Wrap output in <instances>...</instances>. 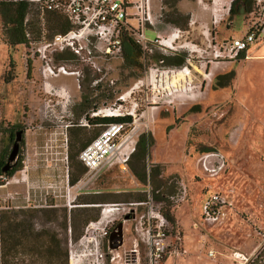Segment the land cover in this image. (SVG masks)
<instances>
[{"label": "rangeland", "instance_id": "obj_1", "mask_svg": "<svg viewBox=\"0 0 264 264\" xmlns=\"http://www.w3.org/2000/svg\"><path fill=\"white\" fill-rule=\"evenodd\" d=\"M150 1L158 33L172 27L189 29L194 21L187 40L201 50L179 51L191 55V74L168 80L149 77L147 69L157 64L153 57L170 53L151 45V53L145 59L138 55L137 66H131L121 48L107 50L106 32L94 23L72 27V41L54 42L57 35L47 27L54 21L46 12L41 16L35 1L26 14V45L6 44L0 18V162L11 149L8 134L23 132L19 170L12 177L0 176V238L7 240L0 264H64L61 251L69 264V244L77 259L93 254L86 264L97 263L98 254V264H122L138 239L135 227L149 205L174 218V224L169 223L181 238L179 256L185 250L181 257L165 256L162 264L232 262V252L248 258L245 264H264V41L236 61H208L213 44L243 36L254 22L253 0L248 12L241 7L231 18L221 11L218 14L224 15L216 24L211 0ZM130 12L128 27L135 30ZM128 32L121 31V45L131 38ZM145 36L154 39L150 30ZM110 94L120 103L108 101ZM82 97L87 103L106 102L90 116L130 115L128 129L136 142L141 135L151 136L153 142L144 155L135 150L125 168L107 165L91 180L85 169L71 185L70 176L83 166L76 156L79 143L93 133L78 109ZM207 152L223 156L225 166L217 176L206 175L198 163ZM181 185L185 199L176 201ZM209 191L220 192L230 203L221 223L200 220V204ZM141 202L150 204L132 206ZM96 215L97 221L81 227L82 220ZM107 221L108 233L101 237ZM120 221L123 244L113 250L108 238ZM138 243L140 264H146L145 247ZM48 248L56 251V259L47 257ZM209 251L213 258L207 257Z\"/></svg>", "mask_w": 264, "mask_h": 264}, {"label": "built area", "instance_id": "obj_2", "mask_svg": "<svg viewBox=\"0 0 264 264\" xmlns=\"http://www.w3.org/2000/svg\"><path fill=\"white\" fill-rule=\"evenodd\" d=\"M27 1L29 3L37 2L38 9L41 16L48 11L60 12L66 20L74 28L89 25L94 23L98 31L106 32L104 35L106 40V48L108 51L111 49L120 50V33L121 31H129L128 34L139 46L143 58L151 53V45L155 46L170 54L185 50L191 52L193 47L201 48L197 44L192 45L187 40L190 27L194 26V21L189 23V29H180L176 27L169 28L167 32L158 33L154 30V20L151 14V1L150 0H67L65 3L62 0H0V2L17 3ZM257 17L254 22L247 28L245 34L239 38L226 39L221 44H213L212 58L208 60L210 63L217 64L219 60L223 62H231L246 54L248 48L257 42L264 40V0H253ZM230 6V5H229ZM128 10L135 16L137 28L131 30L128 27ZM229 10V7L226 11ZM94 15L93 20L90 19ZM254 14V13H252ZM213 23L216 24L220 21V15H212ZM71 29L65 35L55 36L54 42L72 41L70 35H75L74 30ZM150 30L154 33L153 40H147L145 32ZM78 32V30H77ZM192 57L190 54L185 58V64L182 67H168L163 65V60H159L156 65L149 67L147 74L149 77L155 79L158 75L165 79L177 78L178 75L187 76L191 74L189 67L192 66ZM187 63V64H186ZM193 67V66H192ZM106 115L112 116L114 113L108 112ZM130 124L114 123L103 128L98 136L87 143L84 148L79 152L78 159L87 170L91 180L102 168L108 165H113L119 168H125L130 157L135 151L136 140L135 133L129 131ZM201 170L209 177L217 176L225 166V161L220 153L207 152L202 154L198 160ZM179 197L176 201L185 199L186 188L181 185ZM173 200L174 198L171 197ZM150 202H141L133 204V207H144ZM230 207L226 196L220 192L209 191L202 199L200 204V220L208 224L221 223L226 214L227 209ZM102 211V215H104ZM99 222L91 223L89 227L98 225ZM107 223L101 228V237H105L108 231L104 229ZM137 237L145 247V261L146 264H159L162 259L169 255H179V248L177 243L171 245L168 243L169 239L174 235L173 227L161 214L159 210H152L149 205L145 215L140 216L139 225L135 227ZM138 239L133 241V249L126 254L122 264H140V257L138 251ZM179 242V237H176ZM69 244V264H86L88 257L93 254L84 253L82 258H76ZM97 246V245H96ZM97 252V247L94 252ZM209 257H214V253L209 251ZM101 255H95L98 260ZM230 258L238 264H245L249 260L239 252H232ZM88 264H91L90 262Z\"/></svg>", "mask_w": 264, "mask_h": 264}, {"label": "trees", "instance_id": "obj_3", "mask_svg": "<svg viewBox=\"0 0 264 264\" xmlns=\"http://www.w3.org/2000/svg\"><path fill=\"white\" fill-rule=\"evenodd\" d=\"M32 3H29L27 1H21L17 3H11V2H0V18L2 20V26L4 29V36H5V42L8 46L13 47L16 45H26L27 44V33H26V26L28 22H26V14L28 11L29 6ZM250 0H231L229 10H228V15L229 18H231L234 15H237L239 13V10L242 7L243 12H248L249 11V5ZM49 19L54 21V26L52 28L47 26L49 29L52 30L53 35H65L72 29V25L66 20V18L57 11H48ZM175 14H177V11H174ZM49 23V21H48ZM185 25V22L184 24ZM179 28V27H178ZM183 29V28H181ZM122 49V56L123 59L126 61L127 64L136 67L137 62L136 58L138 55L141 54V51L139 49V46L135 43V41L132 38H126L122 41L121 45ZM156 62L159 60H163V65L168 66V67H181L184 64L185 61V54L181 52H176L170 54V56H161L157 55L153 57ZM239 59V58H238ZM228 78L233 76V73H228ZM108 101L110 102H115V104H119V100H116V96L114 94H110L109 98H107ZM86 97H82L81 102L78 104V109H80V115L81 117L84 118V120L87 122V125L90 127H93V133L92 136L86 140H83L79 143L78 149L76 156L79 154V152L84 148V146L89 143L91 140L96 138L99 134V132L105 128L106 126L114 123H122V124H130L132 122L131 116L130 115H123V116H90L91 113H96L101 106H105L106 102L100 103V101L93 103H87L86 102ZM79 129L77 130H83L80 127H77ZM11 141V140H9ZM153 139L151 136H145L141 135L138 142L137 146H135L136 153L140 152L142 155H144L148 148L152 145ZM74 149L73 146L70 147V153L72 154V150ZM135 153V151H134ZM134 155V154H132ZM132 157V156H131ZM130 157V159H131ZM72 158V156H70ZM1 167V164H0ZM19 170V165L9 171V172H2L0 170V176L6 175L8 177H12L15 172ZM85 168L81 166L76 173L70 176L69 183L71 185H74L80 176L84 173ZM134 175L140 180V182L144 181L143 177H140L139 175L135 174ZM141 199V198H140ZM142 201V200H140ZM166 219L170 221V223L174 224V219L172 216L169 214L165 215ZM98 215L93 216L90 219H84L81 222V227H85L90 221H97ZM63 227L66 229V223H64ZM15 239V238H14ZM75 240L77 238H74ZM49 242L47 241L48 245L51 243L52 238L48 237ZM5 242L4 238H0V252L1 257L3 260L6 257V252H5V243H7V240ZM60 245V242H57L55 244V248ZM47 252V257L55 259L56 257V251L53 253L51 252L50 248L46 250ZM61 257H63L64 264H66V259H67V254L65 251H61ZM54 259V260H55Z\"/></svg>", "mask_w": 264, "mask_h": 264}, {"label": "water", "instance_id": "obj_4", "mask_svg": "<svg viewBox=\"0 0 264 264\" xmlns=\"http://www.w3.org/2000/svg\"><path fill=\"white\" fill-rule=\"evenodd\" d=\"M21 133H22V131H18L15 133V140H14V143L11 147V151L9 153V156L7 158V164L6 165H9L17 157L18 143L20 141V134ZM8 168H9V166L2 169V172H5ZM125 219H127V217H125ZM108 242H109V248L113 249V250H117L118 248H120L122 246V244H123V221L118 222L116 227L111 230V232L109 234Z\"/></svg>", "mask_w": 264, "mask_h": 264}, {"label": "crops", "instance_id": "obj_5", "mask_svg": "<svg viewBox=\"0 0 264 264\" xmlns=\"http://www.w3.org/2000/svg\"><path fill=\"white\" fill-rule=\"evenodd\" d=\"M199 2H201V0H198ZM219 1H220V3H222V5H219ZM230 1L231 0H211V6H210V8H211V14L212 15H224V14H218V13H221V11H226V9L228 8L227 6H226V9H225V7L223 6V5H225V4H227V5H230ZM264 40H262V41H260V42H263ZM257 43H259V42H257ZM254 44H256V43H254ZM254 44H252L251 46H253ZM250 46V47H251ZM250 47L248 48V50H247V54H248V52H249V49H250ZM241 57H243V55L241 56ZM241 57L239 58V59H241ZM250 57V55H247V56H245L244 58L245 59H247V58H249ZM238 60V59H237ZM236 61V60H235ZM174 219V218H173ZM176 237H179V234L178 233H176L175 235H173L170 239H169V241H168V243L169 244H171V245H173V244H175V243H178V241L176 240ZM180 239L181 238H179V241H180ZM181 256H183L184 254H185V250L184 249H182V251H181ZM208 254V253H207ZM180 255V254H179ZM179 255H176L177 257H181V256H179ZM207 257H209L208 255H207ZM209 258H211V257H209ZM213 258V257H212ZM228 258H230V255L228 256ZM163 260V259H162ZM162 262V261H161ZM159 263V264H162V263ZM212 264H234V262L232 261V262H229V261H226V260H223V261H221V262H219V263H217V262H212V261H210ZM188 264H191V263H188Z\"/></svg>", "mask_w": 264, "mask_h": 264}, {"label": "flooded vegetation", "instance_id": "obj_6", "mask_svg": "<svg viewBox=\"0 0 264 264\" xmlns=\"http://www.w3.org/2000/svg\"><path fill=\"white\" fill-rule=\"evenodd\" d=\"M18 131H20V130H16V131L10 132L8 134V140H11V147H12L14 140H15V133ZM22 136H23V132L20 134V141L18 143V153H17L16 159L13 162H11L9 165H6L7 164V158L9 156L10 151H11V149H9V151H7V153L5 154L6 156L3 157V159L4 158L5 159L0 162V164H1L0 170L9 166V168L5 171V172H9V171L15 169L19 165L18 160H19L20 142L22 140Z\"/></svg>", "mask_w": 264, "mask_h": 264}, {"label": "bare ground", "instance_id": "obj_7", "mask_svg": "<svg viewBox=\"0 0 264 264\" xmlns=\"http://www.w3.org/2000/svg\"><path fill=\"white\" fill-rule=\"evenodd\" d=\"M178 76H180V75H178ZM182 76V75H181ZM181 79V78H180ZM175 81H177V80H175ZM13 182H14V180H12ZM104 213H106V211H104ZM90 241V240H89Z\"/></svg>", "mask_w": 264, "mask_h": 264}]
</instances>
